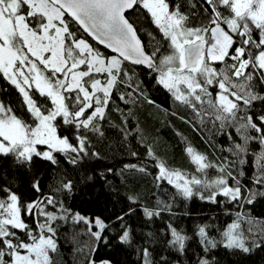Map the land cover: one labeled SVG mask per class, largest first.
<instances>
[{
    "label": "snow or ice",
    "instance_id": "obj_1",
    "mask_svg": "<svg viewBox=\"0 0 264 264\" xmlns=\"http://www.w3.org/2000/svg\"><path fill=\"white\" fill-rule=\"evenodd\" d=\"M197 5L206 22L193 23ZM141 9L160 34L157 40L148 33L151 47L130 22ZM138 69L191 111L192 119H179L206 132L212 149L201 153L185 139L195 166L189 174L170 168L148 145L155 186H170L173 201L216 205L230 217L224 224L209 217L182 227L173 203L155 197L148 206L129 195L109 217L85 216L70 205L96 178L111 183V167L90 166L103 158L95 145L105 137L114 95L128 110L120 129L125 140L141 135L138 123L126 127L131 105L158 107ZM0 79L20 98L18 106L0 99V264H56L62 229L81 225L86 231L72 232L69 241L77 264H120L115 255L97 260L101 246L135 255L130 264H219L220 249L244 256L264 249V217L252 214L264 201V0H0ZM38 163L50 166L47 181L34 172ZM16 172L32 176L35 198L20 191ZM126 172L153 175L143 162L125 164L120 173Z\"/></svg>",
    "mask_w": 264,
    "mask_h": 264
},
{
    "label": "trees",
    "instance_id": "obj_2",
    "mask_svg": "<svg viewBox=\"0 0 264 264\" xmlns=\"http://www.w3.org/2000/svg\"><path fill=\"white\" fill-rule=\"evenodd\" d=\"M193 11L200 13V19L194 20V24L206 22L207 14L202 12L199 5ZM129 18L130 22L137 28L145 45L151 47L149 45L150 37L148 33L156 36L157 40L160 39V34L145 10L141 9L131 13L129 14ZM86 39L89 40V43L100 48L105 54L111 55L105 49L92 42L88 37ZM137 75L138 79L143 81L146 88V95L154 100L158 107L149 105L142 100L131 105L132 114L128 116V124L126 127L134 128L138 123L141 135L139 137L129 136L125 140L120 129L125 127L122 121L128 115V110L114 95V100L110 104V111L107 114V120L104 124L105 137L95 145L97 150L101 152L103 158L93 161L90 166L95 172H106L111 167L113 173L108 176V180L111 183L105 186L96 178L93 183L83 187L78 194V198L69 202L70 205L75 211L85 216L102 215L109 217L114 216L117 210L125 206V197L136 195L140 196L142 203L148 206L154 205L156 199L167 200L173 203L174 210L179 214L178 222L182 227L188 229H191L197 223L207 221L209 217H213L218 225L229 221L230 217L225 215L216 205L205 203L196 198L187 202L180 198L173 201L172 196L175 195V192L170 186H165L163 190L155 186L153 180L156 172L155 162L150 161V158L148 160L145 159L148 145H151L154 153L170 168L189 174L194 172L195 166L191 163L190 157L184 151L185 139L201 153L211 154L212 149L208 148L205 144L206 132L197 131L191 125L179 119L180 115H184L186 119H192L190 110L178 105L177 102L170 98V94L166 90L155 85L152 76L145 75V70L138 69ZM0 87H8L3 79H0ZM0 99H6L14 106H18L20 103L18 93L11 87H8V92L4 96H0ZM172 113H177V115L174 116ZM216 140L220 144L225 143L223 138L217 137ZM133 151L138 153L137 157L131 155ZM216 154L219 155V153ZM141 162L149 164V170L153 175L144 176L138 172L120 173V169L125 164ZM3 164L7 166L10 164V161H4ZM36 171L43 175L45 181L48 180L50 166L47 163H38L37 169H34V172ZM9 172L11 175V169H9ZM31 179V175L16 172V183L20 191L26 194L27 199L35 198V193L30 190L29 182ZM113 191L119 193V195L113 196ZM153 197L156 199H153ZM245 210L240 209L242 212ZM235 211L233 209V213ZM185 212L190 213V215L184 216L183 213ZM252 214L264 217V201H260L253 206ZM74 231L84 233L86 229L83 225L79 228L66 226L62 229L60 251L56 258V264H77L78 254L75 251L73 243L69 242L71 241V234ZM81 240H87V237L82 235ZM109 255H115L116 259L120 261V264H130V260L136 259L135 255L129 257L124 252L116 254L114 250L110 252L109 249L103 246L96 251L95 258L100 260L107 258ZM216 256L219 264H264V249L256 250L250 256H244L238 253L231 254L224 249H220L216 253Z\"/></svg>",
    "mask_w": 264,
    "mask_h": 264
},
{
    "label": "water",
    "instance_id": "obj_3",
    "mask_svg": "<svg viewBox=\"0 0 264 264\" xmlns=\"http://www.w3.org/2000/svg\"><path fill=\"white\" fill-rule=\"evenodd\" d=\"M89 38V37H88ZM90 40H91V38H89ZM92 42H94L95 44H96V42L95 41H92ZM98 45V44H97ZM98 46H100L101 48H103V49H105L103 46H101V45H98ZM107 52H109L110 53V51L109 50H107V49H105ZM111 54V53H110Z\"/></svg>",
    "mask_w": 264,
    "mask_h": 264
}]
</instances>
